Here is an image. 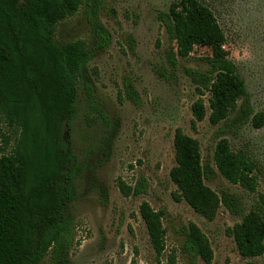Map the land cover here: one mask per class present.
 <instances>
[{
    "label": "rangeland",
    "instance_id": "1",
    "mask_svg": "<svg viewBox=\"0 0 264 264\" xmlns=\"http://www.w3.org/2000/svg\"><path fill=\"white\" fill-rule=\"evenodd\" d=\"M23 1V0H20ZM175 0H90L55 28V42L83 40L92 53L87 75L93 99L78 88V112L66 135L81 175L67 214L74 243L67 264H158L170 256L176 264H205L182 251L184 228L197 225L213 251L211 264H264V256L242 258L227 230L243 215L257 210L264 218V125L232 121L212 125L208 93L187 70L208 72L203 61L208 49L195 48L177 68L167 66L170 43L158 16ZM226 34V50L244 81L253 114H264V0H201ZM101 26L107 45L99 46L95 26ZM204 92L206 117L192 123L191 106ZM233 116L230 117L232 119ZM180 129L195 139L202 164L212 173L205 185L231 198L232 210L221 205L208 221L185 202L174 201L169 178L174 167L173 138ZM16 133L0 125V147L8 149ZM8 139L9 145L4 141ZM225 138L257 166L258 186L249 192L228 183L213 163L216 143ZM139 187L125 197L117 181ZM148 203L162 212L165 251L157 260L138 209ZM39 264H51L46 254Z\"/></svg>",
    "mask_w": 264,
    "mask_h": 264
},
{
    "label": "trees",
    "instance_id": "2",
    "mask_svg": "<svg viewBox=\"0 0 264 264\" xmlns=\"http://www.w3.org/2000/svg\"><path fill=\"white\" fill-rule=\"evenodd\" d=\"M86 2L90 0H0V125L16 133L8 149L0 147V264H39L46 254L51 264L68 262L74 237L67 208L82 169L66 135L77 116L78 88L87 101L93 99L87 75L92 53L83 40L57 44L54 33L56 25ZM158 19L170 43L166 62L171 70L195 48L210 52L203 58L207 73L186 71L209 95L210 124L240 121L261 128L264 114L250 120L253 109L244 81L229 59L226 34L211 8L201 0H175ZM95 31L99 46L107 45L102 27L95 26ZM204 92L191 106L193 125L206 117ZM4 144L9 145L7 138ZM173 149L169 178L176 189L174 201L185 202L208 221L221 205L233 211L228 195L219 196L205 185L212 170L202 164L199 143L177 129ZM213 163L228 183L255 192V162L232 150L227 139L216 143ZM117 185L125 197L139 193V187L120 179ZM138 213L159 260L165 251L162 212L143 202ZM183 231L182 251L211 264L213 251L200 228L190 223ZM227 233L240 257L264 256V218L259 211L243 215ZM158 264L176 263L170 256Z\"/></svg>",
    "mask_w": 264,
    "mask_h": 264
}]
</instances>
